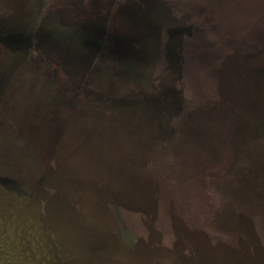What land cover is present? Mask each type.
I'll list each match as a JSON object with an SVG mask.
<instances>
[{
	"label": "trees",
	"instance_id": "obj_1",
	"mask_svg": "<svg viewBox=\"0 0 264 264\" xmlns=\"http://www.w3.org/2000/svg\"><path fill=\"white\" fill-rule=\"evenodd\" d=\"M123 1L133 28L118 60L121 80L86 81L139 136H164L140 152L146 167L130 176L132 192L115 189L141 232L133 247L121 245L143 252L146 264H264V0ZM35 32L40 48L61 47L65 36L61 48L75 52L72 28L38 24ZM126 97L131 103L120 105ZM109 129L94 126L90 136L109 147L112 140L118 153L137 151Z\"/></svg>",
	"mask_w": 264,
	"mask_h": 264
},
{
	"label": "rangeland",
	"instance_id": "obj_2",
	"mask_svg": "<svg viewBox=\"0 0 264 264\" xmlns=\"http://www.w3.org/2000/svg\"><path fill=\"white\" fill-rule=\"evenodd\" d=\"M126 9L123 0H0V246L9 264H52L43 253H22L42 248L55 251L51 259L59 264H146L143 252L121 245L133 247L141 232L113 196L118 186L132 192L130 176L146 167L140 152L164 135L140 137L85 77L120 82L118 60L133 28ZM38 24L54 32L72 28L75 52L61 48L65 36L61 47L40 48ZM123 99L120 105L131 103ZM101 124L131 138L137 151L118 153L112 140L110 149L98 134L91 137ZM100 176L108 191H99ZM186 189L193 199L194 186ZM6 254L0 248V264Z\"/></svg>",
	"mask_w": 264,
	"mask_h": 264
},
{
	"label": "flooded vegetation",
	"instance_id": "obj_3",
	"mask_svg": "<svg viewBox=\"0 0 264 264\" xmlns=\"http://www.w3.org/2000/svg\"><path fill=\"white\" fill-rule=\"evenodd\" d=\"M39 119H41V118H39ZM70 126H73L72 124L70 125ZM45 233V232H44ZM2 240V239H1ZM1 240H0V242H1ZM0 248H1V251H4V253L6 254V252L7 251H5V249H4V247H1L0 246ZM51 248H45V249H40V251H36V250H30V249H24L23 251H22V253L23 252H25L26 253V256H27V254H30V253H32V254H34V253H43V255L45 256V259H46V261L45 262H49V263H52V264H59V261H56V260H52L51 259V257H53L52 255H51V253L52 252H55V251H52V250H50ZM3 256H4V254L3 253H1ZM11 254H13V253H11ZM10 254V255H11ZM8 255L9 254H6V256H5V258L6 257H8ZM56 258H57V256H56ZM6 263H8L9 264V262H8V260H7V258H6V260L4 261V264H6ZM17 264H25L23 261H20V262H17ZM31 264V263H30ZM32 264H42V263H33L32 262Z\"/></svg>",
	"mask_w": 264,
	"mask_h": 264
},
{
	"label": "water",
	"instance_id": "obj_4",
	"mask_svg": "<svg viewBox=\"0 0 264 264\" xmlns=\"http://www.w3.org/2000/svg\"><path fill=\"white\" fill-rule=\"evenodd\" d=\"M72 35L74 36V34H72ZM77 39H78V38H77ZM77 39H75V40H77ZM76 43H77V45H78V42H76ZM79 44H80V42H79ZM77 45H76V46H77Z\"/></svg>",
	"mask_w": 264,
	"mask_h": 264
}]
</instances>
